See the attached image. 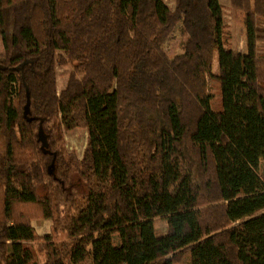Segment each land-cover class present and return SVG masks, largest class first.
Returning a JSON list of instances; mask_svg holds the SVG:
<instances>
[{"label": "trees", "instance_id": "trees-1", "mask_svg": "<svg viewBox=\"0 0 264 264\" xmlns=\"http://www.w3.org/2000/svg\"><path fill=\"white\" fill-rule=\"evenodd\" d=\"M174 1L0 0V264H264V0H231L246 53L221 0ZM58 64L74 67L61 90ZM23 208L67 232L44 236L43 263Z\"/></svg>", "mask_w": 264, "mask_h": 264}, {"label": "rangeland", "instance_id": "rangeland-1", "mask_svg": "<svg viewBox=\"0 0 264 264\" xmlns=\"http://www.w3.org/2000/svg\"><path fill=\"white\" fill-rule=\"evenodd\" d=\"M169 6L174 9V0H165ZM224 7V20L226 24V45L233 47L235 50L240 52H248L246 28L241 21V19L235 16L231 8V0H221ZM189 36L184 31L181 25H179L172 36L164 44L165 52L173 58L174 56L184 52V45L187 42ZM3 46V42H2ZM4 47V46H3ZM5 49L0 52L3 55ZM3 53V54H2ZM73 64L68 65H57V79L59 90L63 89L69 79L71 71H73ZM220 71V57L219 51L217 50L214 55V62L212 65V72L214 74ZM208 91L212 96V106L214 110H221L223 108L222 104V93L220 82L216 78H209ZM64 145L68 153L75 152L79 158H82L85 149L88 144V129L86 127H76L71 130L63 131ZM24 217L29 216L30 222L35 227L36 232L40 236L39 239L29 242L28 245L32 247L35 260L43 263L46 260L47 255V240L44 236L50 235L53 241L60 243L67 239V232L63 230L62 223L54 222L52 219H47L41 217L33 208H23ZM155 225L159 234H163L167 229V220L164 217H158L155 219ZM114 243L118 245L120 243V235H114ZM188 252L184 255L181 262L176 264H191L192 256ZM82 264H94L92 258L89 257Z\"/></svg>", "mask_w": 264, "mask_h": 264}, {"label": "crops", "instance_id": "crops-1", "mask_svg": "<svg viewBox=\"0 0 264 264\" xmlns=\"http://www.w3.org/2000/svg\"><path fill=\"white\" fill-rule=\"evenodd\" d=\"M1 37V36H0ZM2 40V39H1ZM3 46H4V44H3ZM4 48V47H3ZM5 49V48H4ZM5 53V52H4ZM3 54V53H2ZM260 172L262 173V174H264V157H262L261 158V160H260Z\"/></svg>", "mask_w": 264, "mask_h": 264}]
</instances>
